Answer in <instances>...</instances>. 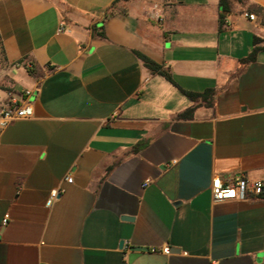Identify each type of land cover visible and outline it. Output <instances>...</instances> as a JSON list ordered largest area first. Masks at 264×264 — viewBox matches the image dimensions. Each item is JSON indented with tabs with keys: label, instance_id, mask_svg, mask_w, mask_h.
<instances>
[{
	"label": "crops",
	"instance_id": "obj_1",
	"mask_svg": "<svg viewBox=\"0 0 264 264\" xmlns=\"http://www.w3.org/2000/svg\"><path fill=\"white\" fill-rule=\"evenodd\" d=\"M219 12L0 0L2 55L33 109L0 133V264H264V200L210 190L264 184V49L246 61L264 45V0H230L220 31Z\"/></svg>",
	"mask_w": 264,
	"mask_h": 264
},
{
	"label": "built area",
	"instance_id": "obj_2",
	"mask_svg": "<svg viewBox=\"0 0 264 264\" xmlns=\"http://www.w3.org/2000/svg\"><path fill=\"white\" fill-rule=\"evenodd\" d=\"M249 20H254L253 14L246 15ZM62 30V28L60 29ZM30 91H22L21 100L19 103H14L12 106L3 109L0 112V133L9 124L20 121L27 120L33 117V109L31 103L27 100ZM68 183L72 182V177L69 175L65 178ZM212 200L214 202H222L227 200H264L262 193H264V184L261 182L249 183L242 177H237L232 181L223 182L219 178H214L210 185ZM59 194L58 190H52L49 194L47 200V206H50L52 202L57 198ZM6 219L3 220L5 222ZM150 252H160L161 254H169V248L167 246L161 249H150Z\"/></svg>",
	"mask_w": 264,
	"mask_h": 264
},
{
	"label": "trees",
	"instance_id": "obj_3",
	"mask_svg": "<svg viewBox=\"0 0 264 264\" xmlns=\"http://www.w3.org/2000/svg\"><path fill=\"white\" fill-rule=\"evenodd\" d=\"M237 1L240 2L241 0H237ZM219 8H220V12L218 15V29L220 31L222 26L225 24V19H226L227 15L230 13V0H219ZM109 14H111L110 11L107 13V16ZM258 43H264V40H261L257 37H254L253 44L256 45ZM261 49H264V45H262L260 47L255 46L252 49L251 53L246 58V61L253 60L255 55L257 54V52ZM136 55L143 62L144 66L147 69H149L152 73H156V74L162 76L168 82L175 85L170 73L166 69H163L160 65L156 64L155 62H153L152 60H150L149 58H147L146 56H144L138 52H136ZM181 92L183 93V95H185L191 101H195L198 98L205 100L208 97H210V95L212 94V91H210V90L205 91L202 94L188 92V91H184V90H181ZM192 110H193V108H189L187 111L183 112L182 114H179L178 117L179 118L185 117L186 115H189V113ZM262 196H264V193H262Z\"/></svg>",
	"mask_w": 264,
	"mask_h": 264
},
{
	"label": "rangeland",
	"instance_id": "obj_4",
	"mask_svg": "<svg viewBox=\"0 0 264 264\" xmlns=\"http://www.w3.org/2000/svg\"><path fill=\"white\" fill-rule=\"evenodd\" d=\"M21 96L22 92L18 100L13 81V67L3 58L0 45V112L16 102L19 103Z\"/></svg>",
	"mask_w": 264,
	"mask_h": 264
},
{
	"label": "water",
	"instance_id": "obj_5",
	"mask_svg": "<svg viewBox=\"0 0 264 264\" xmlns=\"http://www.w3.org/2000/svg\"><path fill=\"white\" fill-rule=\"evenodd\" d=\"M120 246L122 247V246H123V244L121 243V244H120Z\"/></svg>",
	"mask_w": 264,
	"mask_h": 264
}]
</instances>
